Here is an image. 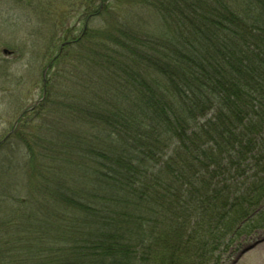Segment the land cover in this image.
<instances>
[{"label": "trees", "instance_id": "trees-1", "mask_svg": "<svg viewBox=\"0 0 264 264\" xmlns=\"http://www.w3.org/2000/svg\"><path fill=\"white\" fill-rule=\"evenodd\" d=\"M102 2L0 143V264H219L264 217V0Z\"/></svg>", "mask_w": 264, "mask_h": 264}, {"label": "rangeland", "instance_id": "rangeland-1", "mask_svg": "<svg viewBox=\"0 0 264 264\" xmlns=\"http://www.w3.org/2000/svg\"><path fill=\"white\" fill-rule=\"evenodd\" d=\"M102 1L0 0V142L12 131L16 121L22 119V114H26L41 100L43 82L45 78L46 82L51 79L52 73L48 69L44 78V72L60 47L63 48V42L80 36L86 27L88 30H100L103 27L105 23L102 16L87 19L103 4ZM111 1L115 5L119 3V0ZM117 8L114 14H117L123 26H140L145 20L149 26H153L157 20L156 15L146 8L141 10L123 4ZM66 70L68 72V67ZM77 77L85 81L81 73ZM64 123L69 125L70 121L64 120ZM90 123L88 121L87 126L83 127L91 134L87 140H109L107 132L103 135L100 133L104 127L97 130V126L93 127ZM32 134L27 135L29 140H32ZM10 136L9 140H15ZM51 136L56 138L55 129L51 131ZM64 138L69 139L67 136ZM16 152L22 153V150L16 148ZM4 182L0 176V184ZM10 185L8 192L3 188L0 190V198L15 195L17 190L25 192L23 183ZM11 208L5 207V211L0 208V216H4ZM263 210L264 205L259 212ZM252 226L248 233L231 237L233 239L229 244L222 248L219 264H264V217Z\"/></svg>", "mask_w": 264, "mask_h": 264}, {"label": "water", "instance_id": "water-1", "mask_svg": "<svg viewBox=\"0 0 264 264\" xmlns=\"http://www.w3.org/2000/svg\"><path fill=\"white\" fill-rule=\"evenodd\" d=\"M4 52H5V53H8L7 50H4ZM46 72H47V70L44 72V77H45V75H46Z\"/></svg>", "mask_w": 264, "mask_h": 264}]
</instances>
